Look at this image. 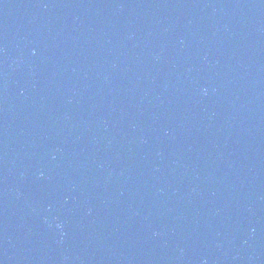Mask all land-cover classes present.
Returning <instances> with one entry per match:
<instances>
[{
    "label": "water",
    "instance_id": "obj_1",
    "mask_svg": "<svg viewBox=\"0 0 264 264\" xmlns=\"http://www.w3.org/2000/svg\"><path fill=\"white\" fill-rule=\"evenodd\" d=\"M0 264H264V0H0Z\"/></svg>",
    "mask_w": 264,
    "mask_h": 264
}]
</instances>
